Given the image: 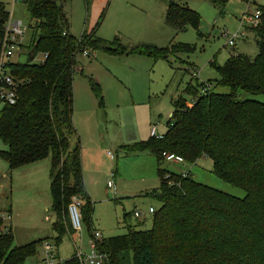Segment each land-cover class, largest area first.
Listing matches in <instances>:
<instances>
[{
    "label": "trees",
    "instance_id": "16d2710c",
    "mask_svg": "<svg viewBox=\"0 0 264 264\" xmlns=\"http://www.w3.org/2000/svg\"><path fill=\"white\" fill-rule=\"evenodd\" d=\"M22 1L34 21L30 25L33 34L26 62L5 61L17 82V100L15 104L0 102V138L6 145L0 156L10 171L51 156V209L56 216L52 226L57 245L67 233L76 232L68 213L75 195L84 200L82 220L94 239L98 230L94 227V202L84 182L82 140L73 121L77 55L103 49L119 56L140 53L168 59L171 54L194 52L196 46L171 41L166 48L148 43L129 47L119 36L98 37L96 30L78 37L70 30L65 10L68 0ZM211 1L222 9L228 0ZM258 8L262 10L259 24L251 26L258 56L236 52L223 65L212 62L220 75L217 84L229 87L230 93L216 92L211 81L199 82L198 75H193L196 84L191 82L184 92L192 100L187 101L186 95L173 99L174 110L162 137L152 135L120 148L156 157L160 186L139 197L157 198L161 205L153 215L151 229L128 224L125 234L96 239L98 250L107 254L106 264H264V101L239 98L240 90L264 96V5ZM165 12L166 23L177 32L188 26L198 30L202 21L198 11L176 0H169ZM10 14L0 1V56ZM21 43L20 52L24 50ZM39 55L41 60H37ZM90 85L105 107L100 84L92 77ZM165 152L183 157V163L211 159L213 173L242 187L247 195H231L200 183L192 179L191 170H169L164 164ZM130 215L126 212L125 219ZM41 241L19 246L14 244L11 227L0 232V264H25ZM65 264L81 262L74 254Z\"/></svg>",
    "mask_w": 264,
    "mask_h": 264
},
{
    "label": "rangeland",
    "instance_id": "374dc122",
    "mask_svg": "<svg viewBox=\"0 0 264 264\" xmlns=\"http://www.w3.org/2000/svg\"><path fill=\"white\" fill-rule=\"evenodd\" d=\"M0 1L7 5L12 19L23 22L26 33L21 44L24 50L17 51L12 61L26 62V48L33 34L30 25L34 21L24 1ZM176 1L185 3L201 14L202 21L198 30L188 26L187 30L177 32L175 27L166 23L165 11L169 0H121V9L126 11L129 10L130 2L129 13L133 20L139 23L149 21L150 25L137 33L126 30L119 38L129 47L137 43H148L166 48L171 41L187 42L196 46L194 52L156 59L140 53L119 56L103 49H89L88 56L80 53L76 57L78 65L73 83V121L82 140L84 182L94 202V227L105 238L127 233L128 224L138 226L139 229H151L154 214L148 210L150 207L157 210L161 205L157 198L139 197L160 186L156 157L148 152L126 153L120 148L149 139L154 126L159 134L165 133L174 110L172 101L179 95H186L184 92L188 84H196L194 72H198L199 82L211 81L214 91L230 93L229 87L217 84L220 75L213 68L212 62L223 65L234 51L246 53L251 58L258 56L256 34L251 23L249 31H246L242 20L245 15L255 13L258 4L264 5V0H256L257 5L249 0H228L222 9L211 0ZM103 6L98 5V0H68L65 10L70 16L73 35L79 37L84 31H97L98 21L104 16L102 23L106 16L107 6ZM241 29L245 30V37H236V45L231 46L229 38ZM95 33L105 40L115 36L109 33L110 38L102 37L100 28ZM38 59L41 60L42 55ZM92 77L100 84L105 107L99 104L91 89ZM186 97L187 101L192 100L191 96ZM239 98L264 101L263 95L255 96L242 90ZM5 148L0 138V151ZM50 160L51 156L11 172L6 159L0 156V232L12 226L14 244L19 246L43 239L38 244L36 254L28 257L25 264H46L42 258L45 254L44 243L47 241L56 248L54 256L57 258L53 264H65L74 254L86 255L91 252L92 239L84 220L81 231L67 233L57 245V232L52 226L56 216L51 209ZM164 164L169 170L178 173L191 170L192 179L231 195H247L242 187L216 176L212 160L207 157H201L194 164ZM110 180L114 181L116 189L108 187ZM118 199L122 200L118 202ZM74 200L84 202L76 195L70 203ZM9 206H12V212L7 211ZM135 209L145 212V215L137 218L134 215ZM126 212L131 215L125 219ZM77 258L81 264H88Z\"/></svg>",
    "mask_w": 264,
    "mask_h": 264
},
{
    "label": "built area",
    "instance_id": "2783aa9c",
    "mask_svg": "<svg viewBox=\"0 0 264 264\" xmlns=\"http://www.w3.org/2000/svg\"><path fill=\"white\" fill-rule=\"evenodd\" d=\"M17 1V0H15ZM255 13L253 14H247L244 16V23L245 24H250L254 27H257L261 18L262 10L259 8L255 9ZM244 26V25H243ZM242 26V28H243ZM26 31L25 28L23 27V22L22 20H15L12 19V16L6 26V36L4 38L3 42V51L0 56V102H5L7 104H15L17 100V82L15 81L14 77L11 76L10 71L5 67V61L10 60L15 54V52L19 49V43L22 42L23 37L25 35ZM245 31L241 30L240 32H237L236 34L231 35L229 38V44L231 46L236 45L235 38L236 37H245ZM228 35V34H227ZM234 48V47H233ZM233 53H236L235 51ZM84 55L88 56L89 52L85 51L83 53ZM194 75H198V72H194ZM203 91H206V87L202 89ZM151 134L153 136H158L162 137V134H159L157 131V127L154 126L151 130ZM112 157H114V154L112 151L109 152ZM165 157V160L167 162H175V163H183L184 159L183 157L173 154V153H164L163 154ZM108 187L114 188L115 183L114 181H109ZM82 205L81 200H74L68 207V213H70V222L72 225V228H74L76 231H81L82 227V212H80V207ZM134 215L137 218H142V216L145 215V212L139 211L138 209L134 210ZM150 213L154 214L156 210L153 207H150L148 210ZM11 217V216H9ZM102 235L101 233L96 230L95 232V238L92 239L91 241V252L89 254H81L79 253L77 257L83 261V263H88V264H106L107 262V254L104 252H101L97 248V243L96 239L101 238ZM45 247V259H46V264H53L56 260L53 257V253L55 250L54 244L51 242L47 241L44 243Z\"/></svg>",
    "mask_w": 264,
    "mask_h": 264
},
{
    "label": "crops",
    "instance_id": "0c3cea01",
    "mask_svg": "<svg viewBox=\"0 0 264 264\" xmlns=\"http://www.w3.org/2000/svg\"><path fill=\"white\" fill-rule=\"evenodd\" d=\"M251 1H253L257 5L256 0H249V2H251ZM102 3H103V5L105 7L107 6V8L105 10L106 16H105L103 22L101 23V25H99L101 36L104 37V38H110L109 35H108L109 33L110 34H115L114 37L120 36L122 33H125L126 30H129L131 33H133V32L137 33L139 31L141 32V31L147 29L149 27V25H150L149 21H147L146 23H143V22L139 23V22L133 20L130 17V13H129L131 11L130 2H128L129 3L128 4L129 5V10L128 11H126L124 9H121V7L123 6L121 0H109V1L108 0H102ZM98 5L99 6H103L101 4L100 0H98ZM259 5L260 4H258L256 6V8H258ZM92 7H93V5H92ZM166 9H167V6H166ZM100 10H99V12H100ZM66 14H67V11H66ZM69 18H70V16H69ZM70 22H71V20H70ZM242 25H244L246 27V31H249V25L244 23V17H243V20H242ZM99 28H97V31H99ZM25 166H27V165H25ZM25 166H22V167H25ZM7 211H11L12 212V206L11 207L9 206L7 208ZM10 227L12 228V226H10ZM55 252H56V248L54 250V253ZM54 253H53V257L56 260L57 257L54 256ZM42 259L44 260V262H46L45 254H44Z\"/></svg>",
    "mask_w": 264,
    "mask_h": 264
}]
</instances>
